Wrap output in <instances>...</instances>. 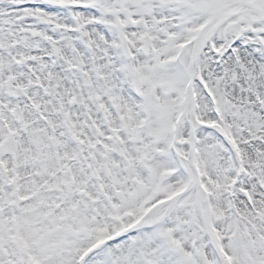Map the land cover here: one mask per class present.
I'll return each mask as SVG.
<instances>
[{
	"label": "snow or ice",
	"instance_id": "6c2138e0",
	"mask_svg": "<svg viewBox=\"0 0 264 264\" xmlns=\"http://www.w3.org/2000/svg\"><path fill=\"white\" fill-rule=\"evenodd\" d=\"M0 264H264V0H0Z\"/></svg>",
	"mask_w": 264,
	"mask_h": 264
}]
</instances>
